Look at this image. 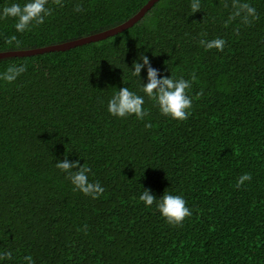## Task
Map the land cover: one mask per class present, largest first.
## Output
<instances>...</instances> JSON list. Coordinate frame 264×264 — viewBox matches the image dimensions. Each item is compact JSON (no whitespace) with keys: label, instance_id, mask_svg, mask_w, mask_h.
Here are the masks:
<instances>
[{"label":"trees","instance_id":"1","mask_svg":"<svg viewBox=\"0 0 264 264\" xmlns=\"http://www.w3.org/2000/svg\"><path fill=\"white\" fill-rule=\"evenodd\" d=\"M148 1L49 0L52 14L30 31L0 19V51L112 28ZM28 2L0 0V12ZM191 3L158 0L105 39L0 59V73L27 66L12 83L0 79V255L12 253L0 264H27L28 255L34 264H264V0H238L256 9L251 23L235 15L234 0H200L195 13ZM13 35L21 48L6 43ZM216 38L222 52L199 43ZM142 55L160 76L196 74L186 121L163 116L142 92L147 67L132 75ZM122 87L144 97L143 121L107 111ZM65 158L91 168L89 182L105 189L99 198L73 191L56 167ZM244 173L252 179L237 189ZM144 189L157 202L181 195L192 215L169 225L139 200Z\"/></svg>","mask_w":264,"mask_h":264},{"label":"clouds","instance_id":"2","mask_svg":"<svg viewBox=\"0 0 264 264\" xmlns=\"http://www.w3.org/2000/svg\"><path fill=\"white\" fill-rule=\"evenodd\" d=\"M49 0H30V2L21 6L18 3H13L11 6L4 7L0 12V19L16 18L15 29L17 32L30 31L33 23L39 26L45 22V17L50 16L52 11L46 7ZM52 2L60 7H63L62 0H52ZM227 6V5H225ZM192 13L201 10L200 0H192L190 5ZM233 7L236 8L235 15L240 16L243 13V22L251 23L252 20L258 19L256 9L247 3L240 4L238 0H234ZM74 11L83 12L84 8L77 3L74 6ZM6 43L13 45L16 48H21L22 43L15 35L6 39ZM200 45L205 50L217 49L223 51L226 41L223 38H216L210 41L201 39ZM141 62H133L132 75L139 77L141 70L147 67V83H142V92L158 107L163 116L170 117L177 121H186L191 115L190 109L193 106L192 98L188 95L187 90L191 88V82L197 80L195 73L191 74V80L173 79L171 76L158 75V69L151 66L149 57L146 55L140 56ZM27 71L25 64L9 65L7 69L0 73V79L8 83L14 82L21 74ZM203 90L197 93V96H202ZM144 97L130 91L127 87H122L108 101L107 111L112 115L120 118L135 116L136 119L143 121L149 115L144 110ZM151 123H146L145 128L150 129ZM56 167L62 172L67 173V178L73 184V191L79 190L86 196H91L93 199L99 198L105 191L104 187L99 182L90 183L88 173L91 168L81 165L79 161H69L65 158L63 161H57ZM73 169H78L73 171ZM250 173L242 174L236 182L235 187L241 188L246 181H251ZM146 207H151L154 203L159 210L161 216L166 222L173 227H182L186 218L192 215V211L187 206L185 199L181 195L164 194L157 198L151 194L150 189H144L139 196ZM79 230V229H78ZM85 234L87 233V225L84 226ZM12 259L11 251L0 255V260ZM27 264H34L32 256H25Z\"/></svg>","mask_w":264,"mask_h":264},{"label":"water","instance_id":"3","mask_svg":"<svg viewBox=\"0 0 264 264\" xmlns=\"http://www.w3.org/2000/svg\"><path fill=\"white\" fill-rule=\"evenodd\" d=\"M158 0H149L135 15L124 21L123 23L114 26L112 28L96 32L93 34H89L80 38L49 44L46 46L35 47V48H27V49H15V50H5L0 51V59L8 58V57H22V56H31L42 54L46 52H53V51H65L71 48L84 45L87 43L99 41L105 39L109 36L117 34L119 32L124 31L125 29L131 27L136 22H138L146 12L157 2Z\"/></svg>","mask_w":264,"mask_h":264}]
</instances>
